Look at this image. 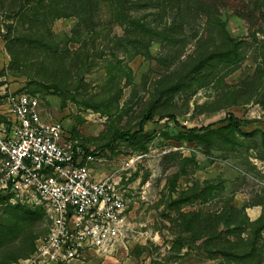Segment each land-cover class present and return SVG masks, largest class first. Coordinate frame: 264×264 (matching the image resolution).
<instances>
[{
    "label": "rangeland",
    "instance_id": "rangeland-1",
    "mask_svg": "<svg viewBox=\"0 0 264 264\" xmlns=\"http://www.w3.org/2000/svg\"><path fill=\"white\" fill-rule=\"evenodd\" d=\"M262 2L226 0V42L240 56L231 66L214 61L208 68L198 46L211 39L207 45L218 51L215 30L200 44L202 31H190L170 45L160 39L163 28L157 25L144 34L125 23L111 24L107 3L99 5L94 26L66 15L48 20L46 29L29 27L32 10L43 12L37 0H0V123L9 118L11 95L36 96L69 139L95 151L94 176L114 182L128 205L123 243L70 264H223L206 252L213 250L203 245L207 234L215 236L224 230L221 222L237 219L231 206L249 222L260 218ZM150 12L130 8L125 21L156 20ZM229 113L243 126L214 134L225 128L218 122ZM149 115L152 121L136 140L106 146L115 133L137 129ZM213 124L207 134L187 130ZM47 228L40 205L0 191V240L14 264L31 256Z\"/></svg>",
    "mask_w": 264,
    "mask_h": 264
},
{
    "label": "built area",
    "instance_id": "built-area-1",
    "mask_svg": "<svg viewBox=\"0 0 264 264\" xmlns=\"http://www.w3.org/2000/svg\"><path fill=\"white\" fill-rule=\"evenodd\" d=\"M10 124L0 128V191L40 205L47 232L19 264H69L88 252L109 253L128 227V205L115 183L96 178V158L69 139L27 92L9 97Z\"/></svg>",
    "mask_w": 264,
    "mask_h": 264
},
{
    "label": "trees",
    "instance_id": "trees-1",
    "mask_svg": "<svg viewBox=\"0 0 264 264\" xmlns=\"http://www.w3.org/2000/svg\"><path fill=\"white\" fill-rule=\"evenodd\" d=\"M37 2L39 3V10H43V12L40 14L32 10V18L28 21L29 27L39 25L46 29L48 28V20L62 18L66 15L75 16L79 23L86 27L94 26L93 18L99 5L107 3L110 7L111 24L115 23L121 26L125 23L135 30H143L144 34L152 33V30L149 29L150 25H153L155 29H157V25L163 28L160 34L162 38L157 35L155 37H159L170 45L180 43L178 37H184V34L190 31H194V33L202 31L201 37L197 38L198 44H200L199 42L209 40L210 37L207 36L210 35L212 30H215L214 33L219 36L217 38L220 39L221 44H218L220 46L218 51L207 45L211 42V39L202 47L199 48L198 46V49L203 52L202 64H206L208 68L214 67L209 65L214 61H217L220 65L231 66L234 64V57L240 56L235 45H232L229 39V42H226V19L223 15L224 8L227 5L226 0H37ZM259 7L261 11H264V0ZM130 8L151 11L150 16L156 20L143 22L137 18L126 22V15ZM162 19L164 22L160 21ZM197 26L199 30H196ZM145 37L144 35L142 40ZM260 50L263 56L261 57L263 66L258 74L264 72V48ZM166 117L175 120L174 115ZM152 119L151 115L145 116L138 124L137 129L115 133L106 146L117 140L124 142L136 140L144 133L145 124L152 121ZM218 123L226 126L220 130H212L214 134L225 129L239 130L243 126L242 120L232 113L227 114ZM213 126L214 124L187 130L197 134H207ZM258 135L264 144V131H258ZM84 150L87 154L95 156V151ZM261 207L260 218L255 222H249L241 209L231 206L230 211L237 219L234 222H221V227L224 230L221 232L217 230L218 234H215V236L207 234L208 238L203 241L206 249L207 246L213 248V250L206 251L210 257L219 259L223 264H264V202ZM205 229L209 231L212 230V227L209 225ZM0 247L3 249L0 251V264H14V257L5 251V240H0Z\"/></svg>",
    "mask_w": 264,
    "mask_h": 264
},
{
    "label": "crops",
    "instance_id": "crops-1",
    "mask_svg": "<svg viewBox=\"0 0 264 264\" xmlns=\"http://www.w3.org/2000/svg\"><path fill=\"white\" fill-rule=\"evenodd\" d=\"M8 115H9V118H7L5 121H3V122H1L0 123V128L2 127V126H6V125H8V124H10V119H11V115H10V113H9V103H8ZM91 169H92V167H91ZM92 173H93V169H92ZM94 175V174H93ZM96 177V176H95ZM97 178V177H96ZM89 253H94V252H88L87 254H89ZM78 260H80V259H78ZM78 260H74V261H78ZM74 261H72V262H74ZM72 262H70V263H72ZM69 263V264H70Z\"/></svg>",
    "mask_w": 264,
    "mask_h": 264
}]
</instances>
